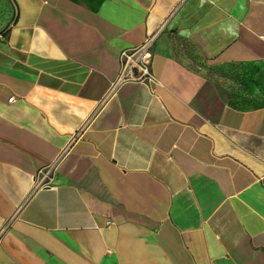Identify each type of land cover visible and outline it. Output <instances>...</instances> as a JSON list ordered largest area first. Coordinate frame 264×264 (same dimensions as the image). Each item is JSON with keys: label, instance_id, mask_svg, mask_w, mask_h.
Instances as JSON below:
<instances>
[{"label": "crops", "instance_id": "1", "mask_svg": "<svg viewBox=\"0 0 264 264\" xmlns=\"http://www.w3.org/2000/svg\"><path fill=\"white\" fill-rule=\"evenodd\" d=\"M7 1L0 264H264V0Z\"/></svg>", "mask_w": 264, "mask_h": 264}, {"label": "built area", "instance_id": "2", "mask_svg": "<svg viewBox=\"0 0 264 264\" xmlns=\"http://www.w3.org/2000/svg\"><path fill=\"white\" fill-rule=\"evenodd\" d=\"M158 34V30L149 33L143 41L136 46L124 48L118 53L119 72L111 83V90L118 85L133 81L140 83H154L155 78L151 71V63L153 57V44ZM14 98H9L12 101ZM49 170L35 177L34 188L50 186L48 180Z\"/></svg>", "mask_w": 264, "mask_h": 264}, {"label": "rangeland", "instance_id": "3", "mask_svg": "<svg viewBox=\"0 0 264 264\" xmlns=\"http://www.w3.org/2000/svg\"><path fill=\"white\" fill-rule=\"evenodd\" d=\"M9 11V4L7 0H0V29H2L8 21L11 20V14ZM235 70L232 68H223L219 71H216L212 74L213 78L221 83L227 81L228 75H235ZM236 76V75H235ZM243 101L248 100L249 102L255 101V99L244 98Z\"/></svg>", "mask_w": 264, "mask_h": 264}]
</instances>
